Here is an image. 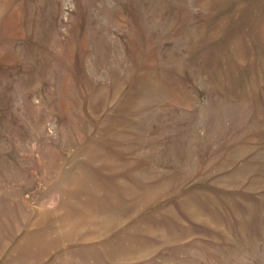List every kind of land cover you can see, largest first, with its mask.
Listing matches in <instances>:
<instances>
[{"label": "rangeland", "instance_id": "374dc122", "mask_svg": "<svg viewBox=\"0 0 264 264\" xmlns=\"http://www.w3.org/2000/svg\"><path fill=\"white\" fill-rule=\"evenodd\" d=\"M0 264H264V0H0Z\"/></svg>", "mask_w": 264, "mask_h": 264}]
</instances>
